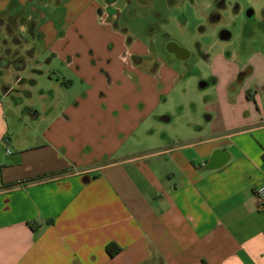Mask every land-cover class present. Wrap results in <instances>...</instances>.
<instances>
[{
  "label": "crops",
  "instance_id": "0c3cea01",
  "mask_svg": "<svg viewBox=\"0 0 264 264\" xmlns=\"http://www.w3.org/2000/svg\"><path fill=\"white\" fill-rule=\"evenodd\" d=\"M48 3L0 0V31L8 36L0 40V264H264V212L257 209L263 50L212 54L233 37L214 35L204 54L211 74L198 77L210 99L207 126L169 146L130 151L137 127L155 117L159 91L143 89L154 94L132 106L123 96L104 102L95 76L85 75L91 93L81 106L62 103L71 88L63 72H82L83 58L44 17ZM67 12L56 19L68 20ZM16 17L26 22L11 24ZM88 55L93 65L94 51ZM148 55L134 57L133 67L158 73L166 88L186 77V67L176 65L190 54L171 56L166 66ZM90 97L94 103L83 107ZM79 112L91 120L99 113L95 122L107 129L74 135Z\"/></svg>",
  "mask_w": 264,
  "mask_h": 264
},
{
  "label": "rangeland",
  "instance_id": "374dc122",
  "mask_svg": "<svg viewBox=\"0 0 264 264\" xmlns=\"http://www.w3.org/2000/svg\"><path fill=\"white\" fill-rule=\"evenodd\" d=\"M43 1L49 2L41 8L46 20L51 21L55 27L59 26L60 37V34L65 32L70 44L77 47L79 55L83 58L79 65L82 72L78 68L75 71L63 72L71 88L67 94L65 92L64 99L61 98L62 103L68 101L70 104L78 103L79 107L81 106L83 97L91 93V84L81 77L85 75L95 76L93 83L99 84L98 91L104 102L109 100L117 103L120 96H123L127 104L132 106L137 103L138 97L149 99L154 94L144 92L143 89L159 91L154 102L157 104L155 117L147 119L137 127L138 133L126 144L130 151L169 146L173 142L200 135L201 129L207 126L206 116L209 114L205 106L210 99L206 95L207 92L200 89L198 77L202 75L207 79L211 74L206 62L209 56L205 57L204 54L215 43L214 35L219 36L223 31H230L233 37L224 43L218 41V46L212 54L220 49L245 51L247 48L249 52L252 45L256 46L252 51L259 48L264 52V0H228L227 11L220 14L214 10L215 0ZM66 10L68 20L62 22L56 19L55 16L59 17V14ZM70 13H75L72 16L74 17L72 24L69 21ZM7 22L9 23V20ZM24 22L26 21L21 17H16L12 18L11 24L17 26ZM67 24L69 27H66ZM33 28L34 22L30 21V34ZM108 28L111 30L108 31ZM3 36L8 38L4 29L0 31V40ZM169 42H175L188 50L191 58L185 62H177L176 65L186 67L188 73L186 77L184 76L185 78L173 87L166 88L163 77L158 73L150 77L144 69L134 68L133 58L138 55L146 56L147 51L150 55L148 57L157 58L166 66L171 61V56L166 52ZM90 49L95 53L93 65L88 55ZM29 51L31 53V48ZM86 56L88 58L84 61ZM100 71L109 74L108 78L104 80L99 77ZM36 100L34 102L38 106ZM92 102L94 103V100L90 97L82 106L85 107ZM119 113L122 117L130 116L121 111ZM91 116L92 113L89 112L78 113L76 130L73 127L74 135L83 137L91 135L90 132L93 133L95 129L99 131L107 129L109 123L95 122L101 117L99 113L94 120H91ZM162 118H169L170 122H163ZM13 130H17L15 133L17 138L24 134L18 126ZM8 134L7 136L12 135Z\"/></svg>",
  "mask_w": 264,
  "mask_h": 264
},
{
  "label": "flooded vegetation",
  "instance_id": "af4514ba",
  "mask_svg": "<svg viewBox=\"0 0 264 264\" xmlns=\"http://www.w3.org/2000/svg\"><path fill=\"white\" fill-rule=\"evenodd\" d=\"M227 1L228 0H215V2H214V10H216L219 14L221 13V12H225V11H227V7H226V3H227ZM213 22V21H212ZM229 35V33L227 32V31H223L222 33H220V35H219V38L220 37H223L224 35ZM169 44H175V45H177V46H175V45H173V47H172V49L173 50H169L168 49V47H167V49H166V52H167V54H169L170 56H172V57H178V58H182L183 57V55H184V53L182 52L181 54H180V49L182 48V47H180L177 43H175V42H169L168 44H167V46L169 45ZM182 49H184V48H182ZM188 54H190V52L188 51V53H187V55ZM191 55V54H190ZM214 82V81H213Z\"/></svg>",
  "mask_w": 264,
  "mask_h": 264
},
{
  "label": "built area",
  "instance_id": "2783aa9c",
  "mask_svg": "<svg viewBox=\"0 0 264 264\" xmlns=\"http://www.w3.org/2000/svg\"><path fill=\"white\" fill-rule=\"evenodd\" d=\"M257 209L260 212H264V183L262 187L257 191Z\"/></svg>",
  "mask_w": 264,
  "mask_h": 264
},
{
  "label": "water",
  "instance_id": "95a60500",
  "mask_svg": "<svg viewBox=\"0 0 264 264\" xmlns=\"http://www.w3.org/2000/svg\"><path fill=\"white\" fill-rule=\"evenodd\" d=\"M249 16H251V15H249ZM223 39H226V40L229 39V35H227V34L224 35V36H223ZM173 45H175V44H169V45L167 46L168 49H169V50H173V49H172ZM175 46H177V45H175ZM180 50H181V51H180V54H181L182 52L184 53L182 59L186 58V57H187L186 50H185V49H182V48H181ZM200 86L202 87L203 85L201 84Z\"/></svg>",
  "mask_w": 264,
  "mask_h": 264
},
{
  "label": "trees",
  "instance_id": "16d2710c",
  "mask_svg": "<svg viewBox=\"0 0 264 264\" xmlns=\"http://www.w3.org/2000/svg\"><path fill=\"white\" fill-rule=\"evenodd\" d=\"M112 249H113V247H111V246L108 247V252L111 254V256H113V250ZM117 252H118V250H117Z\"/></svg>",
  "mask_w": 264,
  "mask_h": 264
}]
</instances>
